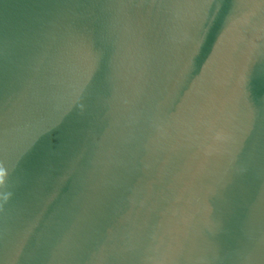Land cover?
I'll list each match as a JSON object with an SVG mask.
<instances>
[{"label": "water", "instance_id": "water-1", "mask_svg": "<svg viewBox=\"0 0 264 264\" xmlns=\"http://www.w3.org/2000/svg\"><path fill=\"white\" fill-rule=\"evenodd\" d=\"M0 264H264V0H0Z\"/></svg>", "mask_w": 264, "mask_h": 264}]
</instances>
